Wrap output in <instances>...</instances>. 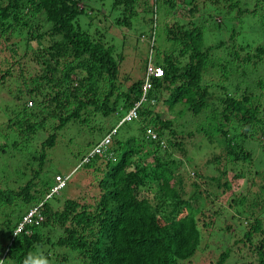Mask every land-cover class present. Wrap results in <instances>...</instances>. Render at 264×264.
<instances>
[{"label":"trees","instance_id":"1","mask_svg":"<svg viewBox=\"0 0 264 264\" xmlns=\"http://www.w3.org/2000/svg\"><path fill=\"white\" fill-rule=\"evenodd\" d=\"M86 1L90 0H0V50L2 46L1 51L6 50L12 61H0V89L7 91L4 83L14 77L16 83L21 79L25 85L27 78L13 59L15 45H23V55L30 52L28 62L40 71L34 73L31 88L15 89V106L4 126L6 140L13 138L0 144V152L31 146L34 150L25 167L35 168L32 178L17 177L16 183L0 175V209H8L0 215L1 260L23 264L28 253L47 244L71 251L81 264H180L194 255L201 241L208 246L205 241L216 245L222 240L214 264H227L230 259L264 264V171L257 168L251 173L250 189L245 193L230 195L226 206L216 204L221 194L231 191L234 180L241 181L254 167L245 143L264 139V73L255 76L251 72L243 85H237L225 77L217 82L208 68L212 66L210 52L223 48L227 54L221 60L223 73L226 64L231 66L230 53L235 57L232 61L254 69L264 60V47L249 43L239 45L236 52L229 38L232 30L223 42L204 48L198 0H111L108 13L115 16L111 20L114 27L127 30L146 21L152 48L153 30L161 14L162 37L171 46L153 49V57L146 59L140 71L141 78L122 76L121 80V54L105 40L102 29L92 26V20L101 24L100 18L103 21L106 15L99 10L95 15L85 12ZM178 4L181 8L176 13ZM234 4L232 1L231 6ZM261 4L264 0H255L256 6ZM84 14L93 31L78 23ZM166 16H171L168 21ZM257 25L264 37V12L258 15ZM148 63L159 67L162 77L151 78L136 120L117 127L105 152L89 157L93 147L139 101ZM22 90L27 101L20 95ZM28 102L31 108L26 106ZM158 106L172 118L164 119ZM96 115L114 125L109 123L107 132L92 143L77 168L97 175L96 194L89 203L68 199L54 208L49 201L60 190L50 195L53 178L63 175L56 174L52 185L36 181L46 151L54 146L57 132L70 123L87 125L88 133H100V124L89 127ZM121 127L123 132L118 135ZM147 128L156 134V140L145 137ZM45 132L50 133L39 141L36 152L34 139ZM185 140L191 143L187 146ZM210 146L218 151L203 165L210 166L216 176L201 175L193 161L203 147ZM257 147L264 160V143ZM84 158L87 162H82ZM34 208L36 214L29 224L13 236L16 226ZM37 217L41 221L36 224ZM53 231L59 235L51 241L48 237ZM61 261L66 259L61 257Z\"/></svg>","mask_w":264,"mask_h":264},{"label":"rangeland","instance_id":"2","mask_svg":"<svg viewBox=\"0 0 264 264\" xmlns=\"http://www.w3.org/2000/svg\"><path fill=\"white\" fill-rule=\"evenodd\" d=\"M232 1L235 2V4L231 6ZM110 3L111 0L86 1L85 12H87V10L92 11L93 15H95L96 11L99 10L102 15H106L103 21L100 18L101 24H98L96 19H94V21L92 20V26L95 25L100 31L102 29L105 40L108 43L112 42L114 49L117 50L119 54H121L122 59L118 65V77L121 79L122 76H129L130 80L139 79L141 78L140 71L144 62L146 59L151 58L154 55L153 49L164 47V45H166L165 48L171 47L169 44L165 43L162 37V21L164 17L159 14L158 20L155 23L156 26L153 30V46L150 48L148 41V29H150V26H147V22H141L139 25L135 23L132 25V29H130V27L127 30H123L122 28L120 30L119 28L114 27L111 24V20H113L115 16L114 14L108 13V7ZM197 4L199 9V12L197 13L200 16L198 19L201 20L202 26H204V28H202V41L204 48L207 46H214L218 42H223V40L226 39L227 35L229 36V33L232 30L234 33L230 34L229 38L233 39L232 44L234 45L236 52L239 45L246 46V44L249 43H251V46L260 45L264 47V37L261 34L259 25H257L258 15L264 12V5L261 4L256 6L255 0H198ZM179 8H181V5H176V13L177 11L179 13ZM253 9H255V11ZM170 17L171 16H166V21H168ZM174 17L178 18L177 14L174 15ZM146 19L147 16L144 17V20ZM87 20L88 17L86 14L78 17L77 19L82 29L85 30L87 28L89 32L93 31L94 28L92 26L87 27ZM217 20L220 21L219 24L215 23ZM231 20L233 22H231ZM13 41L16 42L15 39ZM31 44L33 45V43ZM19 45L20 46H14L17 47V51L15 58L13 59L17 60L18 65H20L21 69L23 70L22 76L27 79L26 82H24L25 85H22L21 79L19 78L20 80L18 83H16L14 81V77L13 79L4 83L6 89L9 88L7 91L5 88L0 89V144H3L4 140L7 139L4 136L7 132L6 129L4 130V126L6 125L8 118H10V111L15 106V102H13L12 99L15 89H17V87L21 89L24 87L31 88V80L34 78V73L37 71L40 72L33 63L28 62L30 52H27L25 55H23L24 47L22 44ZM1 50L0 61L6 60L11 63L12 61L9 59L7 51ZM244 51L246 53V50ZM225 57H227V54H225L223 48L219 50H212L210 52L209 63H211L212 66H209L208 68L212 71L209 70V73L210 76L213 75L215 77L213 79H218L217 82H219L221 79L223 80V77H225L227 81L231 80L233 82H237V85H243V82L246 81L245 78L249 73L253 72L255 76H259L264 73V60L258 62L257 66L253 69V65H251V67L246 65L244 66L242 63L239 64L238 61H232L235 57L234 54L232 55L231 53V66L226 64V73H223L224 67L222 66L221 60ZM16 67L18 69V66H15V74H17ZM22 91L23 92L20 95L21 97H25L24 100L27 101L26 96H24L25 91ZM6 106L8 107L6 108ZM29 108L31 107L29 106ZM156 110H160V113L164 114L162 115L164 119L172 118V116H170V112L165 113L164 109H159V106ZM96 117L97 118L93 116L91 118L89 127L92 123L100 124L102 126L100 133H88L89 130L88 127H86L87 125L76 127L74 124L70 123L62 131L57 132V138L54 146L46 151L45 162L41 173L37 176L38 180L36 181H43L49 185H52V178L56 174H71L64 188L58 192L57 196H55L53 200L49 201V203L53 205L54 208H58L63 201L68 199L77 200L81 204L82 201L89 203L91 202L90 197L96 194L97 190L95 188V178L97 175H93L89 170H86L83 167L77 169L81 157L89 151L90 147L93 145L92 143L98 141L107 132L109 129V123H112L110 126L114 125L112 120L108 122L107 120H103L102 117H99V115H96ZM183 119L184 118L178 121L180 122L182 120L180 122L182 123ZM176 125L178 126V124ZM178 129H184L183 131H187V128L183 127H178ZM118 132V135L121 134L123 132V128L121 127ZM49 133L50 132H45L38 135L39 137L36 136L34 139V147L37 149L36 152H38L39 141L45 139L44 136L48 135ZM11 138L13 137H8L9 141H6L10 143ZM188 141L185 140V144H187V146L189 143H191ZM196 141L198 140H193L192 143ZM261 143H264L263 138H259V143H254L251 141L245 143V146L250 149V152H252L254 167L248 169L250 170V175H244V179L241 181L234 180L235 184L233 185L231 191L221 194L216 204L226 206L230 195L235 196L240 193H245L250 189V177L252 176L251 173H253L254 170H258L257 168L260 169L259 171H264V160L262 158L261 151H259L260 148L257 147L258 145L262 146ZM89 144L90 146L87 147ZM191 149L189 151H191ZM32 150L34 149H32L31 146H29L27 149H22L20 146H18L15 150L9 147L8 149H5L4 152H0V175H3L4 177L8 176L7 178L14 180L15 183L18 182L19 179L23 180L26 178H32V176H34L33 170H35V168L31 170L29 166L25 167V163L29 160L28 156ZM217 151V149L211 146L203 147L198 155H191L193 156L194 163L197 165L196 169L201 171L199 172L201 175H212L215 173L214 175L216 176L217 172H215L210 166H204L203 163L207 159H210L212 155H215ZM13 153L15 154L12 155ZM188 173H193V171L189 170ZM227 173L228 177H231V171L227 170ZM17 177H19V179H16ZM4 182L7 184L9 181L6 182L4 180ZM0 184L3 186V183ZM21 184H23V182L20 183V185ZM210 190L212 193L216 194L215 189L210 188ZM2 213H8V209H0V215ZM1 221H3L2 217H0V222ZM237 228L240 229L239 226ZM42 232H47V230L43 229ZM58 235L59 233L57 231H53L49 234L50 237H47L49 240L54 241ZM221 241L222 240H220V242H218L216 245L211 243L209 240L205 241L209 243L208 246H205L204 241H201L194 255L189 260L181 262L180 264H214L217 254L222 250V248L219 247V245L223 244H221ZM32 253L43 254V256L49 260L50 264H81L79 260H75V255L72 254L71 251L63 248H57L55 245L51 248L49 245L47 246V244H45L41 249L36 248ZM61 257H64L66 261L62 262ZM249 261V259H246L245 262L230 259L227 264H247Z\"/></svg>","mask_w":264,"mask_h":264},{"label":"built area","instance_id":"3","mask_svg":"<svg viewBox=\"0 0 264 264\" xmlns=\"http://www.w3.org/2000/svg\"><path fill=\"white\" fill-rule=\"evenodd\" d=\"M162 77V70L159 67L152 66V64H149L145 68L144 72V77L143 81L140 86L141 90V97L138 102L134 103L132 107L126 112V114L122 117V119L119 121L117 126L113 128V130L110 132V134L105 135L99 143L93 147L91 152L89 153V157L97 154H101L105 152L107 145L110 143L111 140V135L114 134L115 129L123 123H128L131 121L136 120L137 115H136V110L139 107V105L144 101V95L145 93L149 90L150 88V81L151 78L157 79ZM27 106H31L30 103H27ZM145 137L151 141L156 140V134L149 128L145 129ZM82 162H87V158L83 159ZM69 180V175H64V176H55L54 177V186L53 189L50 193L51 194H56L59 190L63 189L67 181ZM36 214V208L30 210L22 219L21 223L16 226V229L13 231V236H15L17 233H19L25 224H29L30 218H32ZM41 221V217H37L36 224Z\"/></svg>","mask_w":264,"mask_h":264},{"label":"clouds","instance_id":"4","mask_svg":"<svg viewBox=\"0 0 264 264\" xmlns=\"http://www.w3.org/2000/svg\"><path fill=\"white\" fill-rule=\"evenodd\" d=\"M70 175L71 174H69V176ZM0 264H4V261L0 260ZM23 264H50V262L43 254L30 252L25 257Z\"/></svg>","mask_w":264,"mask_h":264}]
</instances>
